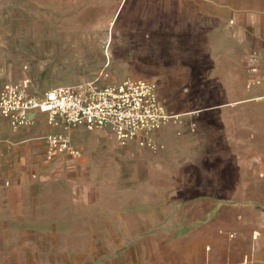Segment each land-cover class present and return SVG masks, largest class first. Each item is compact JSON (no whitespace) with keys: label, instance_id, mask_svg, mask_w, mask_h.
<instances>
[{"label":"crops","instance_id":"obj_1","mask_svg":"<svg viewBox=\"0 0 264 264\" xmlns=\"http://www.w3.org/2000/svg\"><path fill=\"white\" fill-rule=\"evenodd\" d=\"M237 2L255 20L248 47H218L226 58L209 64L222 68L210 73L222 78L220 90L179 92L173 104L159 98L182 118L154 135L158 152L136 141L122 147L111 128L67 130L34 113L15 131L0 115V162L18 174L0 190L2 203L22 209L33 197L40 211L65 207L66 219H96L107 234L73 240L102 245L104 263L135 244L144 264H264V87H248L251 68L264 75V0ZM244 71L246 90L244 79L234 87ZM51 135L68 137L80 155L48 160ZM122 228L132 235L123 239Z\"/></svg>","mask_w":264,"mask_h":264},{"label":"rangeland","instance_id":"obj_2","mask_svg":"<svg viewBox=\"0 0 264 264\" xmlns=\"http://www.w3.org/2000/svg\"><path fill=\"white\" fill-rule=\"evenodd\" d=\"M242 7L231 0H0V91L25 79L31 96L142 80L156 83L160 100L173 104L179 92L199 95L216 83L220 90L222 78L211 76L209 62L226 58L218 47H248L255 20ZM234 60L242 70L240 51ZM234 79V87L244 79L246 90L245 71ZM17 175L0 162V190L14 187ZM32 198L18 209L0 196V264L145 263L135 244H123L120 258L104 263L102 245L73 239L108 229L96 219H66L65 207L40 211ZM122 235L132 230L122 228ZM90 246L94 251L85 252Z\"/></svg>","mask_w":264,"mask_h":264},{"label":"built area","instance_id":"obj_3","mask_svg":"<svg viewBox=\"0 0 264 264\" xmlns=\"http://www.w3.org/2000/svg\"><path fill=\"white\" fill-rule=\"evenodd\" d=\"M261 73L259 68L250 69L249 88L264 87ZM30 85V79L7 84L0 93V115L15 131L29 126L32 114L43 113L52 126L63 125L67 130L84 127L91 132L111 128L122 147L136 141L140 147L158 152L164 147L154 135L179 124L182 118L168 112L159 100L157 85L148 81L59 87L42 96H31ZM46 140L48 160L57 155H80L65 135H51Z\"/></svg>","mask_w":264,"mask_h":264}]
</instances>
